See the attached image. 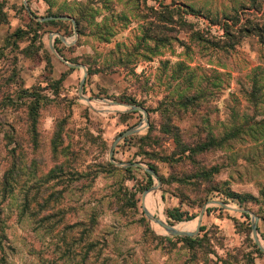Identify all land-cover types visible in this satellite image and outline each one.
I'll return each mask as SVG.
<instances>
[{"label":"rangeland","instance_id":"1","mask_svg":"<svg viewBox=\"0 0 264 264\" xmlns=\"http://www.w3.org/2000/svg\"><path fill=\"white\" fill-rule=\"evenodd\" d=\"M25 1L38 18L60 7L87 8L84 35H75L71 21L31 20ZM17 30L22 37L14 36ZM254 33L264 38V0H0V264H223L233 256L240 264H264L254 252L253 218L209 204L252 211L264 248V143L246 141L185 160L164 133L165 125L184 135L223 134L237 125L245 135L249 125L264 123V45ZM51 35L60 58L50 51ZM77 64L92 71L82 96L83 71L70 66ZM191 74L196 78L186 92L200 89L204 96L201 107L182 113L173 104ZM19 89L47 99L34 133L24 105L7 101ZM252 90L256 108L244 97ZM130 107L145 108L147 121ZM57 127L62 144L55 154ZM136 127L137 134L114 148L117 165L111 164L118 170L110 169L115 139ZM126 163L154 166L164 184L159 180L142 202L147 172L118 165ZM215 165L220 173L205 180L201 169ZM157 186L153 179L149 189ZM173 207L196 215L172 225L186 232L196 229L206 207L200 245L189 248L145 215L171 225L166 212Z\"/></svg>","mask_w":264,"mask_h":264},{"label":"trees","instance_id":"2","mask_svg":"<svg viewBox=\"0 0 264 264\" xmlns=\"http://www.w3.org/2000/svg\"><path fill=\"white\" fill-rule=\"evenodd\" d=\"M78 5L80 6V4H78ZM165 9L168 12L167 14L169 15V17H168L169 19H166V21L168 20L170 22V19H171L170 9L168 7H165ZM59 10H61V12H57L56 14H51L48 17L64 16L62 13L70 14L75 19L74 21H75L76 31H77L78 35L83 36L84 31H85V23L84 22L86 20L85 19L86 14L89 12L88 9L87 8L82 9L81 7H79V9H75V10L74 9H72V10L71 9H65L64 10V8L60 7ZM26 13H27V11H26ZM28 16H29V14H28ZM34 16H36V15H34ZM44 18H47V17H44ZM31 20H34V19L31 18ZM63 22H70V21L51 20V21H46L43 24L56 25L58 23H63ZM34 24L37 26L42 25L41 23H38V22H34ZM72 27H73V25H72ZM21 32H22L21 30H17L15 32L14 36L17 38L22 37ZM106 34H109V36H113V34L111 32H107ZM254 35L259 38V43L261 45H264V38H262L261 35H258V34L256 35L255 33H254ZM57 52H59V51L57 50ZM91 73H92V71L89 69L87 71V74H91ZM62 78H63V76H61V78L58 81H56L55 84H58V85L61 84ZM195 78L196 77L193 76V74L189 75V80L187 81L188 89L181 92L177 98L178 100H176L175 101L176 103L173 104V105H176V107H178L180 110H182V113H188L189 112L188 110L193 109L196 106L201 107V104L198 101L200 100L201 97L204 96V91H202V90L200 91V89H198V90L193 89L192 93L186 92V91L191 90V88H192V86H191L192 82L191 81L194 80ZM15 95H16L15 99L11 95L7 99V101L11 104V106L18 105V103L20 105H24V112L26 113L25 123L27 124V129H30V133H34L37 129V126H38L39 110L41 109V107L43 105L46 104L47 99L41 97V95H39L38 93H36L34 91H32V92L29 91L28 89H19V91ZM244 97L247 99L248 103H252L254 108L257 107L258 101H257L256 92H254L253 90L251 92H248V91L244 92ZM121 103L127 104V105H129V104L135 105L134 101L121 100ZM7 106H8V104L4 103L3 107H7ZM169 106L172 107L171 105H168V104L166 105V107H169ZM20 108H21V106H20ZM173 110L175 111L176 109H173ZM166 112L167 111H165V113ZM135 113H137V112H135ZM169 122H170V118H168V123ZM262 125H264V123H258V122H255L252 125H249L248 128H249V131H250V129H251V131H250V133H247L245 135L241 132V130H242L241 127H239L237 125H233L232 129L224 132L223 134H217L212 129H209V130L204 131V132H198L195 134L190 133V134H185V135L180 132L179 127H177L176 125H172V126L165 125L164 133L166 134L168 139L173 140L176 149H178L179 154L181 156H184L183 158L186 160L189 158L193 159L194 157H197L199 155L209 153V152H216V151L225 152L228 150L233 151L235 144H241V143L246 142V141H250L251 144H254V145L258 144V143H264V134L260 133V131H261L260 128H264V127H261ZM8 127L10 129H12V131L16 130V127L13 124H10ZM59 128L58 127L55 128L56 130H55L53 138L51 140V148H52L53 153H55V154L60 152L58 150L62 144V137H61L62 135H61V131ZM150 133H151V131H149L148 135L146 137H144V139H150V136H149ZM34 142L37 144L38 141L37 142L34 141ZM16 145H17V143H15V146ZM185 154H188V157ZM193 162H195V160ZM234 162H237V160L234 159ZM107 166L110 169L118 170V168H115L114 165H112L110 162L107 163ZM235 166H237V165H235ZM131 169L132 168L130 167V168L122 169V170L130 171ZM151 169L158 176L157 169L154 166H151ZM220 169H221V167H219V165L212 166L208 169L202 168L200 175L205 180H208L210 178H213L215 175L219 174ZM146 176L148 178V189H149L153 184V179H152L151 175H149L148 173H146ZM158 178L161 181V183L164 184V179L161 177H158ZM151 192H152V190H150L146 194L145 200L148 199V197L151 195ZM162 198L164 199V196H162ZM230 198L232 200L237 199V197L234 194H232ZM249 198L254 199L252 196H249ZM206 201H207V199H206ZM223 203H226V202H223ZM244 204L245 203L242 200H239V206L242 207V205H243L244 209H246ZM219 210H223V209L219 208ZM210 212H211V209H208V213H210ZM166 216L169 219V221H171L170 222L171 225H175L174 223H178V222H182V221H191L196 217V215H190V216L185 217V215L183 213H181L179 211V209L176 207H173L170 211H167ZM241 217L250 221L249 214L241 213ZM248 225L250 226V222L248 223ZM203 231H204V227L201 226L200 232H203ZM176 238L179 241H182L185 244H187L189 246V248H193L196 245H200V243L203 242V240H204L202 237H199V235L195 238H190V237H176ZM253 247H254L255 254H257L258 256H264V253H262L259 250V248L257 247L256 244H253ZM230 258H231V262L230 261L229 262L224 261L223 264H240V261L237 257L233 256ZM1 264H6V263H1ZM248 264H250V263L248 262Z\"/></svg>","mask_w":264,"mask_h":264},{"label":"water","instance_id":"3","mask_svg":"<svg viewBox=\"0 0 264 264\" xmlns=\"http://www.w3.org/2000/svg\"><path fill=\"white\" fill-rule=\"evenodd\" d=\"M25 5V9L27 11V13L29 14V16L34 19L35 21H38V22H46V21H51V20H63V21H71L72 25H73V29H74V32H75V35H76V25H75V21L69 17H63V16H60V17H47V18H38L36 16L33 15V13L30 11L29 7L27 6V1H25L24 3ZM61 41H64V38L56 33L55 34ZM54 35H51L50 36V42H49V48H50V51L58 58H60V56L58 55V53L56 52V50L53 48L52 46V38H53ZM71 67H74V68H79V69H82L83 71V78L81 79L80 81V85H79V95L82 96V93H83V88H84V83H85V77L87 75V70L86 68L83 66V65H70ZM83 98V97H81ZM85 101L87 102H90V99H86L84 98ZM105 103H109V104H113V103H110L106 100H104ZM118 106H121L122 104H116ZM126 107V105H124ZM130 111H133V112H140L142 115H143V119L145 121H147L148 119V112L145 108H142V107H130ZM140 131V128L139 127H136V128H132V129H129L125 132H123L117 139H115L113 145H112V148H111V151L109 153V161L110 163H114V160H113V150L114 148L116 147V145L119 143L120 140L122 139H125L127 137H130V136H133L135 134H137L138 132ZM117 165V164H115ZM119 166H122V167H136V168H143L149 175H151V177L153 179H156L157 180V183H158V186L157 187H154L152 189H148L146 191H144V193L142 194V202L146 196V194L150 191V190H158L159 189V186H160V181L157 177V175L155 174V172L149 168H145L142 164L140 163H126V164H118ZM209 204H214V205H218L220 207H223L229 211H234V212H239V213H246V214H249V216H251L253 218V221H252V237H253V240L255 242V244L257 245V247L259 248V250L264 253V248L261 247V245L259 244V241H258V238H257V233H258V229H257V223H258V218L250 211V210H243V209H235L231 206H227L226 204L222 203V202H210ZM206 207L201 211V213L198 215V218H197V227L194 231L192 232H186V231H180V230H177L175 229L172 225H169L167 223H162L160 222L159 220L157 219H153L155 221V223H157L158 225H160V227H162L170 236L172 237H190V238H194L197 236V234L200 232V228H201V224H202V219H203V216H204V211H205ZM145 215L147 217V219L149 221H152L151 217L149 216V214L145 211Z\"/></svg>","mask_w":264,"mask_h":264},{"label":"bare ground","instance_id":"4","mask_svg":"<svg viewBox=\"0 0 264 264\" xmlns=\"http://www.w3.org/2000/svg\"><path fill=\"white\" fill-rule=\"evenodd\" d=\"M160 197V196H159ZM157 202L154 204V206L152 207V210H151V212H154L155 211V209H156V207H157ZM150 217H151V219L153 220V216H152V213L149 215ZM151 223H153L152 221H151ZM195 224H197V221L195 222ZM153 227V226H152ZM154 229V228H153ZM180 231H186L187 229L186 228H183V229H179ZM190 231V230H189ZM158 234H161V235H164V234H166V233H158Z\"/></svg>","mask_w":264,"mask_h":264},{"label":"crops","instance_id":"5","mask_svg":"<svg viewBox=\"0 0 264 264\" xmlns=\"http://www.w3.org/2000/svg\"><path fill=\"white\" fill-rule=\"evenodd\" d=\"M31 11V10H30ZM49 40H50V37H49ZM52 40H53V38H52ZM50 42V41H49ZM52 43V42H51ZM203 220V219H202ZM190 222V221H189ZM257 228H258V225H257Z\"/></svg>","mask_w":264,"mask_h":264}]
</instances>
